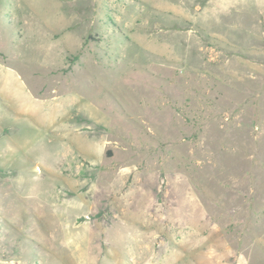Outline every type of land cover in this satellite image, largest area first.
<instances>
[{"label": "rangeland", "instance_id": "1", "mask_svg": "<svg viewBox=\"0 0 264 264\" xmlns=\"http://www.w3.org/2000/svg\"><path fill=\"white\" fill-rule=\"evenodd\" d=\"M0 264H264V0H0Z\"/></svg>", "mask_w": 264, "mask_h": 264}]
</instances>
